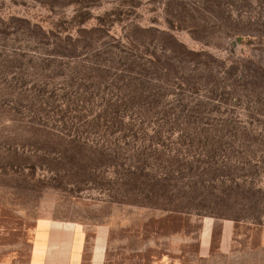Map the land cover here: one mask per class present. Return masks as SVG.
Returning a JSON list of instances; mask_svg holds the SVG:
<instances>
[{
  "label": "rangeland",
  "instance_id": "rangeland-1",
  "mask_svg": "<svg viewBox=\"0 0 264 264\" xmlns=\"http://www.w3.org/2000/svg\"><path fill=\"white\" fill-rule=\"evenodd\" d=\"M0 264H264V0H0Z\"/></svg>",
  "mask_w": 264,
  "mask_h": 264
},
{
  "label": "crops",
  "instance_id": "crops-1",
  "mask_svg": "<svg viewBox=\"0 0 264 264\" xmlns=\"http://www.w3.org/2000/svg\"><path fill=\"white\" fill-rule=\"evenodd\" d=\"M214 222L213 220H205L201 231V246L200 251L202 255L210 252L212 247L214 235ZM234 231V224L229 220H222L220 246L222 250H226V242L231 237Z\"/></svg>",
  "mask_w": 264,
  "mask_h": 264
}]
</instances>
